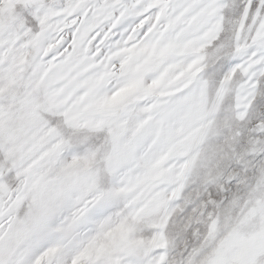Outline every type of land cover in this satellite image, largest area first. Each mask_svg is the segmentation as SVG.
<instances>
[{"label": "snow or ice", "instance_id": "6c2138e0", "mask_svg": "<svg viewBox=\"0 0 264 264\" xmlns=\"http://www.w3.org/2000/svg\"><path fill=\"white\" fill-rule=\"evenodd\" d=\"M0 264H264V0H0Z\"/></svg>", "mask_w": 264, "mask_h": 264}]
</instances>
